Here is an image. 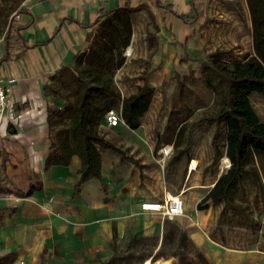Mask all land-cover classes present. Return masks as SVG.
I'll return each instance as SVG.
<instances>
[{"label": "crops", "instance_id": "obj_1", "mask_svg": "<svg viewBox=\"0 0 264 264\" xmlns=\"http://www.w3.org/2000/svg\"><path fill=\"white\" fill-rule=\"evenodd\" d=\"M218 1L22 0L19 33L0 31V79H13L0 118V256L14 253L9 264H106L128 253L142 257L139 264L155 256L179 262L163 246L170 233L203 248L210 264H264V236L248 231L221 238L215 232L212 218L237 204L232 196L208 199L198 208L220 174L209 180L199 152L174 147L177 130L171 137L145 134L156 123L144 116L162 102V90L155 87L174 76L172 65L195 60L208 47H240L244 39L252 51L248 8L243 13ZM118 9H133L129 47L138 62L152 65L148 73H138L141 82L134 89L124 86L121 96L133 94L143 77L154 92L138 128L123 120L109 127L101 119L104 129L98 132L113 147L97 145L100 178L77 185V155L68 165L45 167L50 148L44 89L57 71L73 64L103 15ZM30 186L36 188L25 195ZM174 197L182 199L185 214L162 217L140 208ZM147 240L154 241L152 247L134 248Z\"/></svg>", "mask_w": 264, "mask_h": 264}, {"label": "trees", "instance_id": "obj_2", "mask_svg": "<svg viewBox=\"0 0 264 264\" xmlns=\"http://www.w3.org/2000/svg\"><path fill=\"white\" fill-rule=\"evenodd\" d=\"M246 1L251 22L252 51L243 53L239 60L229 61L222 56L232 55L231 51L217 49L202 62L201 75L205 82L208 86L214 84L219 90L216 110L203 120L214 124L211 144L216 152H221L228 159V166L202 202L208 199L230 201L231 190L242 174L254 168L248 167L252 155L256 154L264 161V121L249 101L253 93L264 94V0ZM14 2L7 15L16 10L21 12L18 7L22 0ZM132 11L118 9L105 13L104 19L87 37L88 48L76 55L73 67L57 71L44 89L49 98L47 122L50 148L45 167L68 165L71 157L77 155L80 160L77 185L89 177L100 178L97 145L113 147L97 129V123L104 119L105 113L113 110L114 103L119 100L122 120L131 129H136L152 99L154 88L147 84V78H141L143 83L127 97H121L112 79L123 63L122 47L129 43V15ZM20 30V26L9 22L6 35L12 31L18 34ZM111 45L116 48L115 54ZM127 52H131L130 47ZM56 101L62 105H56ZM226 158H223L224 162ZM35 188L30 186L25 195L31 194ZM183 240L178 238V243ZM178 254L184 256L182 251ZM13 258L14 253H5L0 256V264H9ZM193 258L195 264H209L201 252H195Z\"/></svg>", "mask_w": 264, "mask_h": 264}, {"label": "rangeland", "instance_id": "obj_3", "mask_svg": "<svg viewBox=\"0 0 264 264\" xmlns=\"http://www.w3.org/2000/svg\"><path fill=\"white\" fill-rule=\"evenodd\" d=\"M14 1L0 0V31L3 32V35L7 34L9 22H16L13 13H18L17 10L7 15L11 6L15 3ZM218 6H230L232 9L236 6L244 13L247 1L220 0L218 1ZM129 43L122 47L123 63L116 69L112 77L120 95L124 86L128 90H132L136 87L137 82H141L138 73L146 74L152 69V65L149 62L140 63L133 58L132 52L128 54ZM88 45L89 41H86L78 53L86 50ZM111 49L115 54V46L111 45ZM217 49L220 48L208 47L200 53L199 58L195 60L186 58L183 64L172 65L175 71L174 76L164 78L155 87L157 90H162V95L159 97L162 102L157 106H152V109L144 116V119L152 120L156 123V127L146 128L145 134L171 137L174 135L175 130L178 133L179 126L182 123L179 133H176L174 147H183L187 153L199 152V162L201 165H205V168H208L206 174L209 180H214L217 174H221L226 169L222 165V159L225 156H222L221 152H216L211 144V136L215 126L203 120V117L212 114L216 110L219 101V90L214 84L208 86L205 82L201 75L202 62ZM222 49L231 51L232 55L222 56V58L229 61L233 59L239 60L242 58L243 53L246 51L251 52L250 41L245 39L240 47ZM70 67H73V65ZM142 68L144 71L141 72L140 69ZM249 101L259 118L264 121V94L253 93L249 96ZM119 102L117 100L112 107L117 112L120 111ZM55 103L56 105H62L58 101ZM100 121L101 119L97 123V129L102 131L104 126H102ZM107 132L109 135H116V130L114 129H107ZM222 140L221 138L220 145ZM249 162V169L251 167L254 168L242 174L230 193L233 199L236 200L237 207H235L236 205H229L225 212L220 213L218 216L215 214L212 218L215 232L221 238L230 236L244 237L248 231L252 235L264 236V161L258 155L253 154ZM198 205L200 209L207 206L204 202H200ZM153 244L154 241L151 240L137 241L134 244V248L138 250L148 249ZM163 246L178 256L179 262L171 258L169 264H195L193 257L197 251L201 252L205 257L203 248L194 244L190 238H185L178 243L174 233L166 235ZM178 251H182L184 256L178 254ZM141 258L134 253L119 254L106 262V264H139ZM157 258L156 256L154 257V259Z\"/></svg>", "mask_w": 264, "mask_h": 264}, {"label": "built area", "instance_id": "obj_4", "mask_svg": "<svg viewBox=\"0 0 264 264\" xmlns=\"http://www.w3.org/2000/svg\"><path fill=\"white\" fill-rule=\"evenodd\" d=\"M15 20L17 21L19 18V12L13 13ZM16 22H12L15 25ZM13 81L12 78H8L6 83H2L0 79V118L2 117L5 108L8 106L7 104V95L9 92V84ZM104 121L109 127H114L122 121L120 113L115 110H109L104 115ZM165 153V150H163ZM222 165L227 167L226 162H222ZM142 211L150 212V213H158L162 217H169L170 215H179L184 212V204L182 199L179 197H174L163 202H143L140 205ZM170 258H160L154 259V257H148L146 262L148 264H158L161 261H168ZM144 262L143 264H146Z\"/></svg>", "mask_w": 264, "mask_h": 264}, {"label": "bare ground", "instance_id": "obj_5", "mask_svg": "<svg viewBox=\"0 0 264 264\" xmlns=\"http://www.w3.org/2000/svg\"><path fill=\"white\" fill-rule=\"evenodd\" d=\"M185 214V212H183L182 214H179V215H183ZM172 216H177V215H170L169 217H172Z\"/></svg>", "mask_w": 264, "mask_h": 264}]
</instances>
